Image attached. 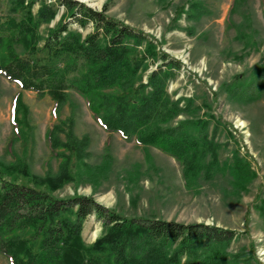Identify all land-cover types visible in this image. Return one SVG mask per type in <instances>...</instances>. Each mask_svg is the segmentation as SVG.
Here are the masks:
<instances>
[{"label": "rangeland", "instance_id": "obj_1", "mask_svg": "<svg viewBox=\"0 0 264 264\" xmlns=\"http://www.w3.org/2000/svg\"><path fill=\"white\" fill-rule=\"evenodd\" d=\"M41 1L56 9L39 25L44 38L70 17L62 0H35L34 14ZM78 1L105 6L108 16L144 32L154 45L156 56L146 59L138 81L155 69L171 72L166 91L180 112L169 124L196 140V169L186 178L180 160L105 130L72 90L54 113L47 93L20 89L0 75V167L19 166L5 177L57 198L91 196L122 216L231 230L228 264H264V0ZM68 27L83 35L92 30ZM17 93L27 108L13 121ZM62 168L70 180L54 190L34 180ZM102 232V220L89 214L83 241L90 244ZM0 264H9L1 253Z\"/></svg>", "mask_w": 264, "mask_h": 264}, {"label": "trees", "instance_id": "obj_2", "mask_svg": "<svg viewBox=\"0 0 264 264\" xmlns=\"http://www.w3.org/2000/svg\"><path fill=\"white\" fill-rule=\"evenodd\" d=\"M34 1L5 0L6 9H0V75L20 89L47 93L54 113L68 100L69 90L78 93L105 130L180 160L186 178L194 173L196 140L169 124L180 112L166 91L171 72L155 69L146 82L138 81L146 59L156 56L144 32L108 16L105 6L97 10L78 0H62L70 22L58 23L42 38L39 25L50 21L56 9L41 1L34 14ZM68 23L92 30L83 35ZM143 44L144 50H138ZM26 108L17 93L13 121ZM18 167H0V253L9 264L229 263L225 249L231 230L122 216L87 195L57 198L5 177ZM22 173L27 175V169ZM34 180L54 190L70 176L62 168L57 176ZM89 214L102 220L103 232L86 244L81 228Z\"/></svg>", "mask_w": 264, "mask_h": 264}]
</instances>
